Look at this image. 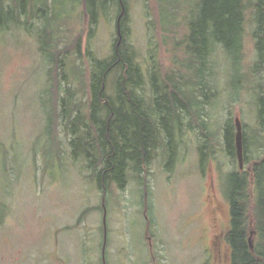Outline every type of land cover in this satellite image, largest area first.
Masks as SVG:
<instances>
[{"label":"rangeland","instance_id":"rangeland-1","mask_svg":"<svg viewBox=\"0 0 264 264\" xmlns=\"http://www.w3.org/2000/svg\"><path fill=\"white\" fill-rule=\"evenodd\" d=\"M30 1L24 20L31 27L0 33V264H230L226 192L238 164L225 152L224 126L238 116L243 135L264 137V119L260 121L256 104L264 73L254 70L252 9L246 15L240 59L220 45L213 47L206 79L216 95L201 115L181 118L172 169L166 168L162 146L143 180L130 172L125 189L113 186L103 201L85 158L71 154L60 98L67 89L66 77L81 78L71 89L76 99H86L87 55H111L117 13L110 10L107 18L101 16L91 31L82 1L62 0V6H53L49 0L51 18L57 19L52 22L57 28L49 30L56 35V50L81 39L82 61L71 51L70 67L51 72L61 87L56 100L47 75L53 67L40 50L39 31L45 22ZM126 3V43L137 50L146 82L154 59L168 70L182 69L186 56L179 43L192 1L178 0L177 8L168 6V0ZM168 9L176 14V22L162 19L165 28H172L169 34L159 22ZM144 90L150 93L148 83ZM204 146L207 162L202 170L199 149ZM247 149L253 159L259 152L252 143Z\"/></svg>","mask_w":264,"mask_h":264},{"label":"trees","instance_id":"trees-1","mask_svg":"<svg viewBox=\"0 0 264 264\" xmlns=\"http://www.w3.org/2000/svg\"><path fill=\"white\" fill-rule=\"evenodd\" d=\"M78 1L84 4L91 31L101 16L108 17L110 10L116 11V20L120 18L122 38L119 42L117 33L111 55L104 59L96 58L93 53L87 55L86 99H76L71 89H76L72 84L79 83L81 78L68 81L66 77L63 81L67 83V89L60 98L61 119L71 137V154L75 159L85 158L104 201L113 186L125 189L130 172L143 180V175L149 174L147 166L162 146L168 158L166 168L172 169L177 146L175 131L181 129V118L183 115H201L202 107L216 95L206 79L208 57L213 47L220 45L229 55L240 59L250 8L256 23L252 33L257 51L254 70L264 73V0H191L185 21L186 33L179 43L186 56L180 64L182 69L168 70V66L158 65L154 59L147 82L137 50L126 43L129 35L126 0H74ZM52 2L53 6L64 4L62 0ZM29 3L33 8L37 5L40 21L45 22L39 31L40 50L52 64L47 75L50 90L57 100L56 94L61 87L56 84L57 76H52L51 72L70 67L67 64L71 62L68 57L71 51L77 54L74 59L82 58L81 39L77 37L71 47L57 51L56 35L49 31L57 28L52 25L57 19L51 18L54 9L49 0H31ZM170 4L177 8L178 0H168V6ZM27 6L28 0H0V33L13 27H31L24 20ZM164 17L175 21L176 14L168 9V13L164 10L159 15L163 31L169 34L172 28L164 27ZM74 69L82 73L81 68L75 66ZM184 70L190 71L192 78L187 80ZM146 83L149 94L144 92ZM256 104L259 119L263 121L264 88L257 92ZM235 130L231 121L224 126L225 152L233 159L236 158ZM248 138L243 135L244 169L234 170L228 178L226 196L230 227L225 241L230 249V264H264V137L254 135L250 141ZM248 143L259 150L254 159L248 152ZM205 149L208 146L199 149L202 170L207 162ZM144 188L147 190V186Z\"/></svg>","mask_w":264,"mask_h":264},{"label":"water","instance_id":"water-1","mask_svg":"<svg viewBox=\"0 0 264 264\" xmlns=\"http://www.w3.org/2000/svg\"><path fill=\"white\" fill-rule=\"evenodd\" d=\"M117 33L119 39H121L120 33V18L117 20ZM235 154L237 158V164L240 171L244 169V152H243V130L242 122L238 116L235 117Z\"/></svg>","mask_w":264,"mask_h":264},{"label":"bare ground","instance_id":"bare-ground-1","mask_svg":"<svg viewBox=\"0 0 264 264\" xmlns=\"http://www.w3.org/2000/svg\"><path fill=\"white\" fill-rule=\"evenodd\" d=\"M121 38H122V36H121ZM119 42H120V39H119ZM236 132V131H235Z\"/></svg>","mask_w":264,"mask_h":264}]
</instances>
